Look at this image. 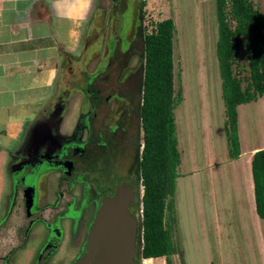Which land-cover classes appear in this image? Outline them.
Returning <instances> with one entry per match:
<instances>
[{"label": "flooded vegetation", "instance_id": "1", "mask_svg": "<svg viewBox=\"0 0 264 264\" xmlns=\"http://www.w3.org/2000/svg\"><path fill=\"white\" fill-rule=\"evenodd\" d=\"M110 2L113 11L119 7L118 0ZM119 26L117 21L114 34ZM116 37L107 46L103 38L96 59H90L89 46L81 62H69L66 87L10 154L0 264H12L15 254L35 238L38 244L29 264H74L85 253L102 201L118 189L131 194L129 210L134 214L143 193L142 80L132 62L137 57L130 52L132 43ZM73 91L81 99L74 125L66 131L64 112L76 101H69ZM60 107L62 118L55 130L52 121Z\"/></svg>", "mask_w": 264, "mask_h": 264}, {"label": "rangeland", "instance_id": "2", "mask_svg": "<svg viewBox=\"0 0 264 264\" xmlns=\"http://www.w3.org/2000/svg\"><path fill=\"white\" fill-rule=\"evenodd\" d=\"M142 0H118L119 7L113 11L110 0H97L96 11L90 23V33L87 37L88 47H91L90 59H96L100 51V45L104 38L106 46L116 34L132 43L130 52L136 54L132 62L143 77L144 45L139 29L143 32L150 31L152 25L165 18H172L176 32L173 42L174 62V89L181 88L183 100L174 110L175 127L177 136V148L180 154V164L177 172H189L198 169L199 186H194L190 178L176 180L175 202L178 203L177 231L175 241L179 245L180 252L172 255L173 264H227L217 258L215 240L217 236V220L212 219V199L222 202V175L215 177L213 181L208 178L207 166L222 162L227 165L228 147L225 135V108L221 97V79L219 76L216 57V42L218 37L217 20L215 13V0H143L142 20L139 19V2ZM253 5L264 12V0H251ZM113 15V16H112ZM119 15V18L117 16ZM120 23L119 30L114 34L116 22ZM119 42L118 40H116ZM122 47L126 42L120 43ZM88 49L82 57H86ZM237 75L241 78L247 74V68L243 57L239 58V64L235 67ZM67 74H63L65 81ZM66 87L59 85L58 93ZM57 93V92H56ZM69 98L71 103L76 101L64 112V128L70 131L78 116V101L80 93L73 91ZM73 99V100H74ZM238 127L240 131L241 146L244 150L253 146L264 145V96L255 101L241 104L238 108ZM7 171V168H6ZM222 179V180H221ZM231 179V177H230ZM9 179L6 174L5 187L0 201V220L3 218L5 197L9 192ZM232 197L227 199L233 212H225L235 224V231L240 228L243 232V220L246 203L244 200L234 199V191L238 189L234 182L228 185ZM241 188V187H240ZM215 189L214 194L212 190ZM242 192V190H241ZM141 193V192H140ZM243 195V192H242ZM219 206H221L219 204ZM220 209V208H219ZM245 210V211H244ZM220 212V211H219ZM219 224L223 229L218 235L223 240V246L233 247L237 241V234L219 213ZM138 221V219H137ZM241 223H240V222ZM232 232L233 236H229ZM137 237V236H136ZM39 239V238H38ZM38 239L32 240L27 248L19 250L12 264H29ZM136 243L138 240L136 238ZM241 249H243L242 245ZM230 262L238 264H264L260 258H255L245 253L248 260H240L241 255L229 251ZM229 262V263H230ZM140 264H165L164 257L152 260L141 259Z\"/></svg>", "mask_w": 264, "mask_h": 264}, {"label": "trees", "instance_id": "3", "mask_svg": "<svg viewBox=\"0 0 264 264\" xmlns=\"http://www.w3.org/2000/svg\"><path fill=\"white\" fill-rule=\"evenodd\" d=\"M144 1L139 2L142 20ZM217 20L216 57L225 112L228 157L240 154L238 110L240 104L264 96V12L251 0H215ZM176 27L172 18L155 22L141 31L144 45L140 121L142 148L141 199L134 216L138 219L135 262L172 255L181 250L177 231L176 180L180 154L177 148L174 110L183 100L181 88L174 89L173 42ZM243 57L247 74L242 78L235 67ZM251 171L256 213L264 229V148L252 154ZM142 206V216L139 214Z\"/></svg>", "mask_w": 264, "mask_h": 264}, {"label": "crops", "instance_id": "4", "mask_svg": "<svg viewBox=\"0 0 264 264\" xmlns=\"http://www.w3.org/2000/svg\"><path fill=\"white\" fill-rule=\"evenodd\" d=\"M96 4L97 0H93L86 20L81 22L78 19H68L64 9L58 14L52 7V0H0V201L10 154L19 147L30 125L42 115L43 109L57 99L59 95L57 87L59 85L63 87L65 84L63 74H67L69 62L79 63L84 58L82 56L88 47L87 37ZM238 136L240 143L238 157L234 159L228 157L227 165L219 162L207 166L208 178L213 181V185L215 177L219 178V175H222L223 179L221 180L224 200L220 202L216 196L211 203L212 219L217 220L218 231L214 238L217 258L225 256L226 259L219 261L238 264L228 260L231 258L229 254L231 250L237 256L243 252V255L239 254L243 257L239 258L240 260L249 261L257 255L264 263V229L262 220L256 213L251 171L252 154L257 149L264 148V145L244 150L241 146L239 127ZM189 173L196 189L200 180L198 169L179 172L177 182L188 178ZM230 182H234L238 188L234 191V199L244 200L246 203L244 208L246 219L242 221L243 232L241 228L236 232L235 224L229 218L233 213L227 201L233 196L228 187ZM214 192L215 189L212 190V194ZM219 211L222 212L221 217L226 219V223L238 236L233 247L227 246L220 252L223 240L218 232L223 229V224L222 226L219 224ZM225 212L229 217L223 215ZM231 235L233 236L232 232L229 233V236ZM239 245H242L243 249ZM245 253L252 257H246Z\"/></svg>", "mask_w": 264, "mask_h": 264}, {"label": "water", "instance_id": "5", "mask_svg": "<svg viewBox=\"0 0 264 264\" xmlns=\"http://www.w3.org/2000/svg\"><path fill=\"white\" fill-rule=\"evenodd\" d=\"M63 107L54 112L57 130ZM131 194L118 189L102 201L89 229L85 253L74 264H136L138 221L129 210ZM5 217L0 220V224Z\"/></svg>", "mask_w": 264, "mask_h": 264}, {"label": "clouds", "instance_id": "6", "mask_svg": "<svg viewBox=\"0 0 264 264\" xmlns=\"http://www.w3.org/2000/svg\"><path fill=\"white\" fill-rule=\"evenodd\" d=\"M93 0H52L53 9L59 14L66 10V17L71 20H86V14L91 10Z\"/></svg>", "mask_w": 264, "mask_h": 264}, {"label": "built area", "instance_id": "7", "mask_svg": "<svg viewBox=\"0 0 264 264\" xmlns=\"http://www.w3.org/2000/svg\"><path fill=\"white\" fill-rule=\"evenodd\" d=\"M139 214H140V216H142V206H140Z\"/></svg>", "mask_w": 264, "mask_h": 264}]
</instances>
